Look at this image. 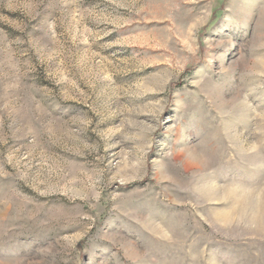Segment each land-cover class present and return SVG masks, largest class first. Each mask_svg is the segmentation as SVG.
<instances>
[{
  "label": "rangeland",
  "instance_id": "1",
  "mask_svg": "<svg viewBox=\"0 0 264 264\" xmlns=\"http://www.w3.org/2000/svg\"><path fill=\"white\" fill-rule=\"evenodd\" d=\"M0 264H264V0H0Z\"/></svg>",
  "mask_w": 264,
  "mask_h": 264
}]
</instances>
